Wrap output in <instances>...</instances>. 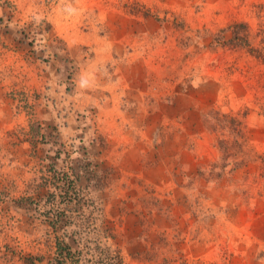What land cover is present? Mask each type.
<instances>
[{
  "label": "rangeland",
  "instance_id": "rangeland-1",
  "mask_svg": "<svg viewBox=\"0 0 264 264\" xmlns=\"http://www.w3.org/2000/svg\"><path fill=\"white\" fill-rule=\"evenodd\" d=\"M62 241L264 264V0H0V264Z\"/></svg>",
  "mask_w": 264,
  "mask_h": 264
},
{
  "label": "trees",
  "instance_id": "trees-1",
  "mask_svg": "<svg viewBox=\"0 0 264 264\" xmlns=\"http://www.w3.org/2000/svg\"><path fill=\"white\" fill-rule=\"evenodd\" d=\"M240 40H241V43L243 44V46H245L248 43L245 36L240 38ZM62 195H61V197H62ZM64 197L65 196H63V199L66 200ZM66 201H68V200H66ZM62 243H63V241L60 243H57V254H56L55 258L52 261H49L45 264H65L66 259L72 256L73 252H72L71 248L67 244H62ZM27 260H29L28 264H38V263H35V260L32 261V258H28Z\"/></svg>",
  "mask_w": 264,
  "mask_h": 264
}]
</instances>
